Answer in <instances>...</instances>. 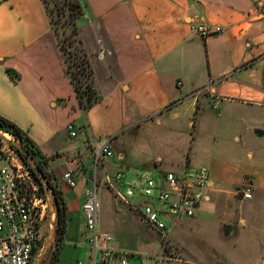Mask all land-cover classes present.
<instances>
[{
	"label": "crops",
	"instance_id": "0c3cea01",
	"mask_svg": "<svg viewBox=\"0 0 264 264\" xmlns=\"http://www.w3.org/2000/svg\"><path fill=\"white\" fill-rule=\"evenodd\" d=\"M79 1L86 9L79 25L90 35L84 47L102 95L86 112L66 72L44 0H0V116L52 158L49 170L68 206L67 233L56 264L68 243L74 247L69 264L89 260L85 188L97 185L119 201L111 204L120 215L112 230H119L118 225L128 229L141 219L105 184L107 174L122 171L119 165L134 157L128 150L136 136L127 132L138 126L153 125L159 138L170 132L174 145L178 136L187 135L184 159L158 150L140 153L157 179L200 165L210 168L213 184L195 216L175 219H190L194 226L221 221L233 237L237 227L251 220L249 208L264 192V14L257 8L264 0ZM198 22L221 31L203 38L192 29ZM69 122L78 136H70ZM107 137L115 155L100 160L98 184L94 147ZM86 139L92 146H84ZM227 148L228 155L221 151ZM69 170L77 178L74 188L58 178ZM248 186L251 198L244 197ZM102 228L112 233L105 222ZM111 246L117 250L123 244L112 238ZM259 249L264 251V244ZM129 254L140 262V252Z\"/></svg>",
	"mask_w": 264,
	"mask_h": 264
},
{
	"label": "built area",
	"instance_id": "2783aa9c",
	"mask_svg": "<svg viewBox=\"0 0 264 264\" xmlns=\"http://www.w3.org/2000/svg\"><path fill=\"white\" fill-rule=\"evenodd\" d=\"M192 29L203 38L217 34L220 27H211L203 22L192 23ZM67 130L71 137L78 136V128L69 122ZM2 131V130H0ZM0 136V264H30L34 250L41 246L51 204L47 198L48 189L42 190L40 181L30 167L7 140L15 139L4 132ZM10 137V138H9ZM85 147L92 146L89 139ZM95 158L115 155L111 137L95 145ZM63 181L70 187L77 186L73 170L63 173ZM42 181V180H41ZM46 186V183H43ZM106 187L130 208L139 212L142 221L157 231L166 240L169 227L165 218L195 216L200 203L208 196L213 184L210 168L200 165L183 172H167L162 179L134 170V178L126 179L122 171L107 174ZM83 211L87 228V243L90 247L89 260H78L75 264H163L158 254L140 255V262H133L129 253L111 246L112 236L99 230V195L97 185L84 191ZM244 197H252L250 186L244 190Z\"/></svg>",
	"mask_w": 264,
	"mask_h": 264
},
{
	"label": "rangeland",
	"instance_id": "374dc122",
	"mask_svg": "<svg viewBox=\"0 0 264 264\" xmlns=\"http://www.w3.org/2000/svg\"><path fill=\"white\" fill-rule=\"evenodd\" d=\"M63 1L64 0H46L50 16L54 23V28L58 31L61 39L66 38L70 32L69 26L65 23L69 10L66 8L63 10ZM57 12H59L60 16ZM59 17H61V20H58ZM81 35H83V41L90 42L88 30L86 31V29L83 28ZM70 50L75 51V48H70ZM72 60L73 58L71 61ZM70 64L72 63L70 62ZM152 128L153 125H148L142 126L141 128L138 126L128 129L129 132L127 133H133L136 136V140L132 142L130 148L128 146L129 153L134 157L130 158L128 165H119L120 169L124 171V177L126 179L134 178L133 169L135 168H141L146 173L153 176L156 175V172L148 166L149 162H144L142 158H140L141 152H146L147 156H149L151 152L158 150L162 153H173L183 159L186 157L190 145L187 142L186 134L178 136L176 140L177 145H174L175 140L171 137L172 134H170V132L164 131L162 138H159L151 131ZM157 129L161 131L162 128ZM228 147L234 148L235 144L231 146L228 145ZM221 151L228 155L230 149H222ZM192 154L193 151L191 150V157ZM101 163L102 162L99 161L96 167L98 184L99 178H101L99 169V164ZM89 166L92 171L90 175L92 179L96 166L94 158L89 163ZM126 170H128V172ZM63 173L64 172L59 173L58 178H62ZM54 176L55 179H57L56 175ZM48 192L51 194L50 189ZM98 195L99 227L103 230L102 224L105 222L107 229H111L110 231L113 233H110L112 238H118L122 242L123 246L117 249L118 251L126 253L140 252V255L158 254V256L164 258L165 261L163 264H254L255 260L259 261V264H262V261L264 262V251L259 249V246L264 244V192L255 196V200H257L258 203L257 205L254 203L255 205L249 208L251 220L246 221L244 226L241 224L240 228L237 227L233 237L228 235V231L230 230L229 225H224L221 221L206 222L202 225L194 226L191 224L192 220L190 221V219L187 218L178 221L175 218H165L168 227L171 229L169 237L166 240H164L157 231L147 226L141 219L134 222V226H130L128 229L124 227L120 230V225H118L120 232L119 230H112V227L116 224L120 215L113 210L111 204L113 200L119 201L115 199L113 193L102 187L99 188ZM139 227L140 232L138 231ZM52 228L51 212H48L46 226L43 231L42 245L38 247L32 262L42 251L43 247L48 248L52 243ZM237 245L243 248L233 250V247ZM71 247V244L68 243L59 264H69L70 260L72 261L74 254V249L72 248L74 247Z\"/></svg>",
	"mask_w": 264,
	"mask_h": 264
},
{
	"label": "trees",
	"instance_id": "16d2710c",
	"mask_svg": "<svg viewBox=\"0 0 264 264\" xmlns=\"http://www.w3.org/2000/svg\"><path fill=\"white\" fill-rule=\"evenodd\" d=\"M44 2L46 4V0H44ZM46 7L50 16L47 4ZM62 8L63 10L65 8L69 10L67 20L65 21L70 29L69 35L61 39L58 31L54 28L51 16L50 21L62 55L64 56L66 72L73 84L76 98L78 99L81 109L86 112L102 100V95L96 85L95 72L84 47V41L78 25V21L85 14L86 9L79 0H64L62 2ZM257 8L259 12L264 14V3L258 5ZM57 13L60 16L59 12ZM59 19L61 20V17H59L58 20ZM70 48H75V51H71ZM72 58L73 60L71 61ZM70 62L72 64H70ZM0 130L12 134L18 142L24 145L45 173L46 186L43 184V181H41L39 174L31 166L28 158L15 148L26 164L29 165L35 177L40 181L42 190H44V188L51 190L56 210V227L52 246L43 257L40 264H56L60 259L67 233L68 206L63 191L57 183L55 176L49 170V160L52 158H47L40 146L23 129L2 116H0ZM37 249L38 248L34 250V254L37 252Z\"/></svg>",
	"mask_w": 264,
	"mask_h": 264
},
{
	"label": "water",
	"instance_id": "95a60500",
	"mask_svg": "<svg viewBox=\"0 0 264 264\" xmlns=\"http://www.w3.org/2000/svg\"><path fill=\"white\" fill-rule=\"evenodd\" d=\"M0 136L6 138L4 133H3V131H0ZM7 140L11 143V145L14 148H17L21 153H23L28 158L31 166L39 174L40 179L43 181V183H46L44 171L39 167L37 162L34 160L32 155L30 154V152L24 147V145H22L16 139L9 140L7 138ZM47 198H48V200L50 201V204H51V224H52V227H53L52 228V236L54 237L55 227H56L55 226V220H56L55 204H54V199L52 197V194L47 193ZM51 245H52V243L50 244V246L48 248L43 247L42 251L36 256V258L33 260V262L31 264H40V262L42 261L43 257L45 256L47 250L51 247Z\"/></svg>",
	"mask_w": 264,
	"mask_h": 264
}]
</instances>
